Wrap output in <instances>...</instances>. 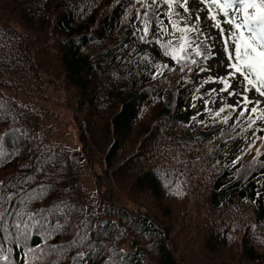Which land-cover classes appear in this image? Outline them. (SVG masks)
Returning <instances> with one entry per match:
<instances>
[{
	"label": "trees",
	"instance_id": "16d2710c",
	"mask_svg": "<svg viewBox=\"0 0 264 264\" xmlns=\"http://www.w3.org/2000/svg\"><path fill=\"white\" fill-rule=\"evenodd\" d=\"M127 5L0 0V99L23 113L16 126L29 133L5 135V148L19 154L0 158V181L34 175L29 183L40 193L34 209L60 200L89 205L96 214L85 222L98 225L91 240L101 252V240L123 249L121 264H264V227H248L264 225V154L253 162L256 153L246 152L233 164L246 143L242 136L226 142L220 127L227 134L228 126H185L194 116L186 103L200 74L192 85L177 84L179 72L150 78L133 53L162 60V52L132 35L134 16L123 22ZM59 109L73 113L80 155L43 127ZM203 118L201 112L197 119ZM11 124L10 117L0 121V133ZM238 139L243 146L232 149ZM38 166L43 171L35 172ZM74 224L48 243L70 241ZM77 250H68L60 264H72Z\"/></svg>",
	"mask_w": 264,
	"mask_h": 264
},
{
	"label": "snow or ice",
	"instance_id": "6c2138e0",
	"mask_svg": "<svg viewBox=\"0 0 264 264\" xmlns=\"http://www.w3.org/2000/svg\"><path fill=\"white\" fill-rule=\"evenodd\" d=\"M133 16L132 35L144 44L158 46L164 58L153 60L148 52L142 57L133 53L150 78L163 80L167 72H179L177 84L192 85L197 74H204L191 93V99H200L203 107L185 126H228L227 134L220 127L226 142L242 136L246 143L233 164L246 152L256 153L253 162L264 154V135H257L264 133V0H128L123 22ZM204 85H209L207 91L198 96ZM201 112L204 118L197 119ZM22 115L7 100L0 99V121L9 117L12 120L6 132L0 133V158L12 159L19 154L16 147L5 148L8 132L28 138V130L16 126ZM236 128L240 131L236 132ZM60 155L54 154L55 158ZM47 160L52 162L54 157L48 156ZM41 171V166L35 169L37 173ZM30 180L34 181L35 176L17 173L7 183L0 181V264H60L70 249H79L70 257L72 264H96L97 260L100 264H121L126 256L123 249L108 248L101 240L105 246V252H101L91 240L90 234L98 225L85 222L96 214L87 211L89 205L77 208L60 200L47 209H34L32 202L39 199L40 193L31 187ZM53 213L55 223L50 222ZM73 220L70 241L61 245L48 243L58 233L68 231ZM248 227L257 229L264 225ZM34 235L38 237L36 243L32 242ZM53 253L57 254L55 260L51 259Z\"/></svg>",
	"mask_w": 264,
	"mask_h": 264
},
{
	"label": "rangeland",
	"instance_id": "374dc122",
	"mask_svg": "<svg viewBox=\"0 0 264 264\" xmlns=\"http://www.w3.org/2000/svg\"><path fill=\"white\" fill-rule=\"evenodd\" d=\"M212 63L214 64L215 62L213 61ZM203 76L204 74L200 73L199 77L201 79L203 78ZM211 86L215 87V84H212ZM208 87L209 85H204L202 87V90L206 92ZM60 98L62 97L59 95V99ZM193 105H195V107H193ZM210 106L218 107V104H212ZM202 107L203 104L200 99H197L196 101H191L187 104V109H189L191 111V114L194 116L196 115L197 112H200ZM57 112L59 113L57 118L47 120L46 122L44 121L43 127L50 128L52 130L53 132L52 139L54 141L64 142L65 144L68 145L71 151L76 152L78 155H80L81 143L79 141L78 132H77L78 128H77V124L74 121L75 119L73 118V113L60 109ZM60 121L65 122L66 124L63 123L62 125H58L56 128H54V126H56ZM243 144H244L243 140L238 139L232 143L231 148L232 149L240 148L243 146ZM84 172H85V181L88 184L89 188L93 190L94 186L90 180V177L87 174L86 166L84 167ZM141 193L142 192H139V195Z\"/></svg>",
	"mask_w": 264,
	"mask_h": 264
},
{
	"label": "water",
	"instance_id": "95a60500",
	"mask_svg": "<svg viewBox=\"0 0 264 264\" xmlns=\"http://www.w3.org/2000/svg\"><path fill=\"white\" fill-rule=\"evenodd\" d=\"M104 223V222H103Z\"/></svg>",
	"mask_w": 264,
	"mask_h": 264
}]
</instances>
